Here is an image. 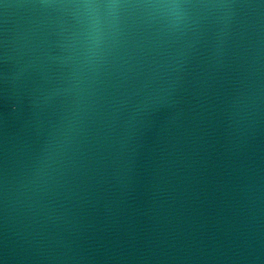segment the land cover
Here are the masks:
<instances>
[{"label": "water", "instance_id": "1", "mask_svg": "<svg viewBox=\"0 0 264 264\" xmlns=\"http://www.w3.org/2000/svg\"><path fill=\"white\" fill-rule=\"evenodd\" d=\"M0 264H264V0H0Z\"/></svg>", "mask_w": 264, "mask_h": 264}]
</instances>
